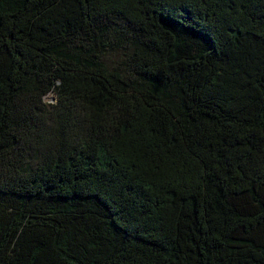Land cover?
<instances>
[{"label": "trees", "instance_id": "trees-1", "mask_svg": "<svg viewBox=\"0 0 264 264\" xmlns=\"http://www.w3.org/2000/svg\"><path fill=\"white\" fill-rule=\"evenodd\" d=\"M0 264H264V0H0Z\"/></svg>", "mask_w": 264, "mask_h": 264}, {"label": "rangeland", "instance_id": "rangeland-1", "mask_svg": "<svg viewBox=\"0 0 264 264\" xmlns=\"http://www.w3.org/2000/svg\"><path fill=\"white\" fill-rule=\"evenodd\" d=\"M45 101H47V102H53L54 99H53L52 95H49V96H47V97L45 98Z\"/></svg>", "mask_w": 264, "mask_h": 264}]
</instances>
